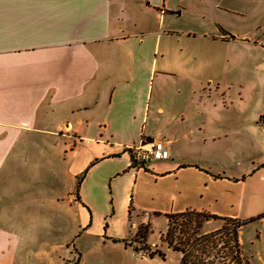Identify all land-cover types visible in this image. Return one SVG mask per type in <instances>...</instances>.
<instances>
[{"label":"crops","instance_id":"crops-1","mask_svg":"<svg viewBox=\"0 0 264 264\" xmlns=\"http://www.w3.org/2000/svg\"><path fill=\"white\" fill-rule=\"evenodd\" d=\"M189 2L0 0V264L47 256L58 230L125 247L155 217L241 219L264 159L240 171L238 154L264 146V103L217 111L206 94L240 73L264 84V0H197L217 17ZM155 138L169 160L133 168L127 149Z\"/></svg>","mask_w":264,"mask_h":264},{"label":"rangeland","instance_id":"rangeland-1","mask_svg":"<svg viewBox=\"0 0 264 264\" xmlns=\"http://www.w3.org/2000/svg\"><path fill=\"white\" fill-rule=\"evenodd\" d=\"M214 5L213 3L208 4V6H200L197 0H190L189 9L192 12H210L208 9L210 8L214 14L213 16L217 17L218 13L214 9ZM224 19V22H222L223 25L229 26L232 30L237 29V31H239L244 20L240 17H234L231 14L225 16ZM255 23L248 22L247 27L253 31ZM176 27L180 28V31H196V33L209 32L213 29V25L203 24L202 22L197 23L196 21L190 20L185 23L179 22ZM165 80L169 85L177 82V89L182 88L180 85L182 81L178 79L167 78ZM230 87H224L220 91H216V87H214L211 88V91H207V100H205L211 106L210 108L212 110L240 114L250 113L253 116L256 115L254 113H257L262 108L264 103V96L262 97L264 84L260 85L257 79L252 80L250 78L249 80L244 74L240 73L236 77V82ZM240 87L244 88L241 94L239 92L242 89L237 91ZM165 88L168 89L167 86ZM170 90L173 91L176 89ZM164 91L168 93L166 90H163L162 93ZM252 158H254L255 162L264 159V146L262 148H258L257 146L250 148V150H242L240 148L238 154V160L240 161L238 165L239 170L242 171L250 166L248 165V161ZM142 180L149 183V179L146 176ZM248 180L247 193L250 194H246L245 196V200L248 198V205L241 211V221L257 219L264 216V168L257 171ZM143 201L149 204L147 200L145 201L143 199ZM150 203L152 204V202ZM230 224L232 225L233 223L221 220L204 223L201 234L219 230L222 226ZM168 226L169 221L166 216L165 218L155 217L152 219V223H139L136 229L130 233L126 242L120 241L125 244V247L106 244V241L88 236L82 229L76 235H74V232H60L58 230L55 234L56 238L52 239L49 244L47 256H37L35 255L37 252L36 248H30L25 257V262L17 260L18 262L15 264H181V254L169 248L164 241ZM239 234L243 255L251 264H264V222L255 220L254 222L248 223L241 228ZM62 241L67 242V244H64L66 247L61 249L58 243ZM145 248H150V253L160 250L164 254V258L158 255L150 257L149 252Z\"/></svg>","mask_w":264,"mask_h":264},{"label":"trees","instance_id":"trees-1","mask_svg":"<svg viewBox=\"0 0 264 264\" xmlns=\"http://www.w3.org/2000/svg\"><path fill=\"white\" fill-rule=\"evenodd\" d=\"M261 123L264 125V114L261 116ZM127 151L131 154L133 168L148 171L147 165L136 164L134 150L127 149ZM166 218L169 221V226L164 241L169 248L181 254V264H251L241 250L239 233L243 226L255 220H261L264 216L241 221L191 210L166 215ZM218 220L233 224L201 234L204 223ZM145 250L149 252L150 257L158 255L164 258V254L160 250H156L154 253H150V248H145Z\"/></svg>","mask_w":264,"mask_h":264},{"label":"built area","instance_id":"built-area-1","mask_svg":"<svg viewBox=\"0 0 264 264\" xmlns=\"http://www.w3.org/2000/svg\"><path fill=\"white\" fill-rule=\"evenodd\" d=\"M137 165H148L153 162L169 160L171 153L169 147L163 140L155 138L148 141H142L133 147Z\"/></svg>","mask_w":264,"mask_h":264}]
</instances>
